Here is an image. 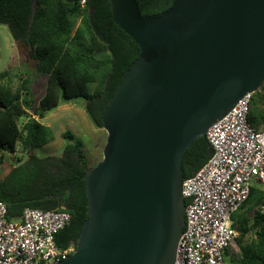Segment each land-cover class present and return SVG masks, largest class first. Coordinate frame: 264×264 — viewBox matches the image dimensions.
I'll return each instance as SVG.
<instances>
[{"label":"water","instance_id":"1","mask_svg":"<svg viewBox=\"0 0 264 264\" xmlns=\"http://www.w3.org/2000/svg\"><path fill=\"white\" fill-rule=\"evenodd\" d=\"M110 5L140 55L102 114L106 142L83 177L88 218L75 251L52 264H174L183 156L264 82V0H173L149 17L135 0Z\"/></svg>","mask_w":264,"mask_h":264},{"label":"trees","instance_id":"2","mask_svg":"<svg viewBox=\"0 0 264 264\" xmlns=\"http://www.w3.org/2000/svg\"><path fill=\"white\" fill-rule=\"evenodd\" d=\"M135 1L142 17L160 15L173 4V0ZM0 24L8 27L17 44L29 49L35 68L47 75L45 93L35 109L25 98L28 79L21 77L14 91L9 85H0V165L19 143L20 153L25 155L0 178V202L7 206L8 221H19L27 208L70 214V224L55 236L58 248L64 250L70 244L76 246L88 218L83 177L91 168L70 132L63 134L68 143L59 157H37L35 150L53 141L51 130L35 119L20 128L18 120L29 112L42 119L62 102L78 98L86 101L85 111L94 127L103 129L104 109L140 49L113 22L110 0H87L84 8L79 0H2ZM89 84L95 86L91 94ZM255 103L252 101L250 123L257 128L264 117L258 112L262 104ZM212 154L205 136L194 140L183 156V181ZM261 195L262 191L252 188L247 201L232 216L240 251L232 264H264V215L256 210L250 221L244 211L258 196L260 204ZM248 234L250 239L243 244Z\"/></svg>","mask_w":264,"mask_h":264},{"label":"built area","instance_id":"3","mask_svg":"<svg viewBox=\"0 0 264 264\" xmlns=\"http://www.w3.org/2000/svg\"><path fill=\"white\" fill-rule=\"evenodd\" d=\"M87 0H79L84 8ZM253 93L243 96L205 137L213 154L190 178L181 194L187 201L185 226L174 264H226L238 237L232 216L257 184L264 194V129L250 123ZM264 215V195L257 207ZM0 202V264H52L65 261L75 246L61 250L55 236L70 224L67 212L27 208L19 221L7 220Z\"/></svg>","mask_w":264,"mask_h":264},{"label":"rangeland","instance_id":"4","mask_svg":"<svg viewBox=\"0 0 264 264\" xmlns=\"http://www.w3.org/2000/svg\"><path fill=\"white\" fill-rule=\"evenodd\" d=\"M30 57L31 52L29 51V49L26 46L17 44V42H15L12 38L8 27L6 25L0 24V85L4 87L9 85L10 88L14 91L15 89L19 88V85L21 84L19 79L21 77L28 79V91L26 95L27 97L25 98L28 99L32 108H36V105L38 106L39 100L45 93L47 75L35 68V63L33 60H31ZM3 73L6 74L4 78L1 77ZM261 86L259 91L253 93L252 101L258 104H262V106L258 109V112L264 117V82ZM94 89V85H87V91L90 94L93 93ZM21 98H24L23 95H21ZM67 103L69 105L73 104L74 108L72 110H68L66 113H64L63 111L56 112L54 114V117H52V122L54 124L52 125L53 129H51L54 141L49 142L48 144L36 149L35 154L37 157H59L63 153L64 147L68 143V140L63 138V134H65L66 132H70L74 136V140L78 141L81 144V148L83 147V144H88L85 147L89 149V157L92 155L90 154L92 148L91 142H93V139L95 138V134H93L91 128L93 126L91 125L87 114L83 117L81 115V109L84 107L85 110L86 101L84 99L77 98L68 100ZM77 117L79 118L78 122L75 121ZM29 120L30 119H28V117H21L18 120V126L22 128L23 125H25ZM38 122L42 125L44 124L45 126V121ZM252 124L254 125L256 123ZM257 125L262 126L264 128V120H261L259 123H257ZM105 142L106 136L103 138L101 148H103ZM20 149L21 147L19 143L15 152L6 153L3 163L0 165L1 174L7 173L11 169V166H16L15 162L19 157L25 158V155H21ZM100 158V154L97 157L96 155L95 157L94 155H92V157H90V160H87L88 166L90 168H93V166H95V164L100 161ZM2 177L3 176L0 175V178ZM253 188H255L257 191H263L261 187H259L257 184H255ZM258 198L259 196L257 198H254L247 207V209L244 210L247 219L250 221L255 211L257 210L259 204L257 203ZM239 213L241 214V211ZM249 239L250 234L245 237V239L243 240V244H246ZM239 254L240 251L237 243L235 242L231 247V252L228 251L225 254L226 264H232V259L236 260L239 257Z\"/></svg>","mask_w":264,"mask_h":264},{"label":"crops","instance_id":"5","mask_svg":"<svg viewBox=\"0 0 264 264\" xmlns=\"http://www.w3.org/2000/svg\"><path fill=\"white\" fill-rule=\"evenodd\" d=\"M40 101V100H39ZM74 105L72 104V105H69L67 102H62L56 109H54L53 111H51V112H48L45 116H44V118H42V119H38L36 116H34V115H32L30 112H29V115H28V119H35L36 121H45L46 123H45V126L46 127H48L50 130L51 129H53V122H52V117H54V114L56 113V112H63L64 111V113H66L68 110H72L74 107H73ZM36 107H37V105H36ZM32 109H35V108H32ZM83 109V110H82ZM81 109V111H82V113H81V115H82V117L83 116H85L87 113H86V111L84 110V107ZM87 117H88V115H87ZM89 118V117H88ZM74 120V119H73ZM90 120V119H89ZM75 121L76 122H78L79 121V118L77 117L76 119H75ZM82 121V120H81ZM90 123H91V125L93 126V127H91L92 128V132H93V134H95V138L93 139V142H91L92 143V148H91V153L90 154H92V155H94V157H95V155H96V157L97 156H99V154H100V161H101V159H102V152H103V148H104V146H103V148H101V146H102V141H103V138L106 136V132L103 130V129H98V128H96V127H94V125L92 124V122H91V120H90ZM44 125V124H43ZM257 127V129H263V127L262 126H259V125H257L256 126ZM54 138V137H53ZM98 139V140H97ZM53 141H54V139H53ZM53 141H51V142H53ZM88 144H83V147L80 149V153L84 156V158L86 159V161L87 160H90V157H92V155L89 157V149H87V147H85V146H87ZM105 145V144H104ZM95 153V154H94ZM99 161V162H100ZM98 162V163H99ZM87 163H88V161H87ZM97 163V164H98ZM97 164H95V166L97 165ZM8 173V172H7ZM7 173H5V174H1L0 173V175H2L3 177H5V175L7 174ZM2 177V178H3Z\"/></svg>","mask_w":264,"mask_h":264}]
</instances>
